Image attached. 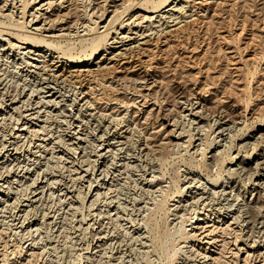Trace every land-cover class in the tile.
<instances>
[{"label":"rangeland","instance_id":"obj_1","mask_svg":"<svg viewBox=\"0 0 264 264\" xmlns=\"http://www.w3.org/2000/svg\"><path fill=\"white\" fill-rule=\"evenodd\" d=\"M103 1L77 0L64 16L66 27L79 32L55 42L68 61L105 48L98 25L107 23L113 3ZM134 1L153 10L176 0ZM187 6L181 12L190 22L154 49L149 73L156 86L138 87L141 74L135 71L105 93L119 100L108 106L113 119L130 126L121 156L133 155L135 163L123 167L112 193L94 200L91 188L102 184V169L96 171L103 161L95 156L97 143H85L82 161L97 179L83 183L72 175L67 182L75 187L73 195L50 191L35 212L43 226L38 231L9 227L11 219L0 222V264H264V0H195ZM5 14L0 34L24 41L30 29H22L20 16ZM0 60L10 90L21 91L29 81L26 73H16L13 59ZM57 114L53 127H63L69 113ZM92 120L83 119L87 133L102 124ZM51 165L58 167L55 174L65 170L51 155L42 170ZM21 191L23 197L29 193ZM43 212H53V218L46 220Z\"/></svg>","mask_w":264,"mask_h":264},{"label":"bare ground","instance_id":"obj_2","mask_svg":"<svg viewBox=\"0 0 264 264\" xmlns=\"http://www.w3.org/2000/svg\"><path fill=\"white\" fill-rule=\"evenodd\" d=\"M107 1L113 3L112 11L106 9L107 17L111 16L105 25H98V36L101 41L105 40V48L98 49L101 52L98 54L97 50L95 57L92 55L88 59L70 62L63 53L55 50V42L62 38L78 36L76 27L70 30L64 21V16L77 0H0V17L6 16L5 12L9 11L8 15L16 14L23 20L22 29H30L24 41H13L0 34V58L7 61L13 59L10 61L15 65L19 64L16 73H26L25 76L29 80L21 91H12L6 82L5 74H0V222L6 223L7 219H11L8 222L9 227L16 223L14 225H18L21 231L34 228V231H38L36 227L40 218L36 217L35 212H41L43 209L39 208L44 197L54 189L61 193V197L73 195L74 186L69 187L70 182H67L72 175L75 180L77 178L83 180V183H89L97 179L96 172L102 169L97 179V183L101 181L102 184L95 185L94 188L90 186L91 198L98 200L106 195V190L111 191L113 184L124 174L123 167L135 163L136 158L133 155L121 156L124 151L121 147L128 141L123 140L130 126L125 125L121 118L113 119L114 108L109 109L108 106L110 103L116 106L119 100L109 98L105 93L109 91L108 86L122 83L135 71H140L141 74L136 80L138 87L152 89L156 81L149 70L150 62L155 57L154 49L158 45L165 46L172 35L190 22V15L181 11L187 10V5L195 0H176L175 3L170 1L165 7L153 10L145 1L132 0L131 5V0H104L103 3L107 6ZM181 4L186 6L179 8ZM104 21L103 17L100 22ZM156 23L159 25H155ZM114 26L117 28L110 29ZM14 49H21L23 53L17 54ZM19 61L21 63H18ZM99 87L102 91L100 96L97 89ZM143 97L146 98L144 95ZM102 105L107 106L101 109ZM211 110L213 115L217 113ZM60 111L62 114L69 113V121H64L63 127L61 122L58 124L60 128H55L53 122L59 118L56 113ZM109 111L111 112L108 113ZM88 117L92 118V121L99 119L102 123V126L93 129V133L85 132L83 119ZM216 117L223 116L221 114ZM97 122L96 125H99ZM229 122L226 120L224 125ZM232 122L234 125L239 123ZM160 126L168 132L167 126L163 123ZM87 142L97 143V146L92 145L96 148L95 156L98 163L103 161L92 175L89 173L90 167L85 169L86 161H82L84 144ZM49 155L63 163V172L59 170L55 174L58 171L55 165L49 166L48 171L42 170ZM65 172L68 175L65 176ZM87 186L89 188L88 184ZM22 188L29 191L25 197L20 195ZM197 196L203 199L204 193ZM208 205L210 206V203ZM52 213H44V218H53L50 216ZM41 222L43 224L45 221ZM93 223H89L88 228H92ZM40 231L42 232V229ZM95 232L100 234L99 230Z\"/></svg>","mask_w":264,"mask_h":264}]
</instances>
